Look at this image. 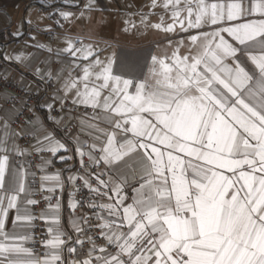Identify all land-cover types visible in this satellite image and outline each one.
<instances>
[{
	"label": "snow or ice",
	"instance_id": "6c2138e0",
	"mask_svg": "<svg viewBox=\"0 0 264 264\" xmlns=\"http://www.w3.org/2000/svg\"><path fill=\"white\" fill-rule=\"evenodd\" d=\"M148 8L121 32H162V54L67 39L3 55L52 92L47 122L0 96V264H264V0Z\"/></svg>",
	"mask_w": 264,
	"mask_h": 264
},
{
	"label": "crops",
	"instance_id": "0c3cea01",
	"mask_svg": "<svg viewBox=\"0 0 264 264\" xmlns=\"http://www.w3.org/2000/svg\"><path fill=\"white\" fill-rule=\"evenodd\" d=\"M46 2L48 7H44ZM97 2L104 9L103 11L86 13L84 18L77 19L76 16L82 10L85 0H79V6L76 7L62 3L61 0H0V58L2 59L4 54L15 56L23 52L26 55L38 53L39 59H43L50 53L36 49L33 45L42 43L58 50L66 46L67 39H82L85 43L99 44L101 47L106 42H111L120 48L151 49L155 54L163 53L167 38L162 32L138 26L134 33L121 36L123 19L131 18L138 22L139 17H128V14L138 10L147 13L150 0H97ZM58 10L70 11L74 16L68 21L61 19V24L57 25L55 21L59 19ZM153 12L155 14L151 15L149 20L155 23L159 21L162 10L158 7ZM49 13L52 14L51 18H49ZM26 20L31 23H24ZM165 22L169 21L166 19ZM21 24L23 25L22 28L20 27ZM18 28L24 33L22 37L12 35ZM118 33L121 34L117 35ZM45 34L49 35L48 39L44 38ZM33 36L35 40L32 39ZM111 51V48L108 49L109 53ZM168 51L170 52L171 49ZM5 63L9 78L16 81L20 86L28 85L36 90L42 85L31 74V70L25 69L18 62L5 61ZM35 66L34 64L33 68ZM40 66L43 67V65ZM51 67L53 70L59 67L55 58H53ZM21 74L24 76L22 81L20 80ZM0 96L6 95L0 92ZM0 104L5 105V101L0 99ZM36 112L47 122L46 109L38 106ZM57 135H60L59 131H57ZM73 163L78 166V161L74 160ZM55 166L56 168L63 167L58 161L55 162ZM62 202L63 219L66 224L69 212L67 191L62 196Z\"/></svg>",
	"mask_w": 264,
	"mask_h": 264
},
{
	"label": "built area",
	"instance_id": "2783aa9c",
	"mask_svg": "<svg viewBox=\"0 0 264 264\" xmlns=\"http://www.w3.org/2000/svg\"><path fill=\"white\" fill-rule=\"evenodd\" d=\"M45 39L49 38V35L45 34L44 35ZM6 69V63L3 59L0 58V72H3V70ZM43 86L41 85L39 88H42ZM0 92L4 93L6 96L11 95L18 97L19 99H27L28 103L33 105L35 107V110H37L38 106H40L46 98H48L52 92V86L48 85L47 92L45 91H40L39 94L35 93V90H33L32 93H25L23 88L14 80L8 79L5 81L2 77H0ZM11 102L9 101L6 106H10ZM47 113V110H46ZM25 116L28 115L27 112L24 113ZM23 143V141H21ZM40 207H44L43 204L40 205ZM39 209H37L38 211ZM40 225V229L37 231L39 232L43 226L44 222L39 221L38 222Z\"/></svg>",
	"mask_w": 264,
	"mask_h": 264
},
{
	"label": "rangeland",
	"instance_id": "374dc122",
	"mask_svg": "<svg viewBox=\"0 0 264 264\" xmlns=\"http://www.w3.org/2000/svg\"><path fill=\"white\" fill-rule=\"evenodd\" d=\"M123 35H127V34H123V33H122L121 36H123Z\"/></svg>",
	"mask_w": 264,
	"mask_h": 264
}]
</instances>
